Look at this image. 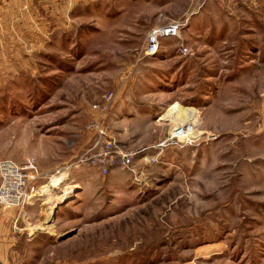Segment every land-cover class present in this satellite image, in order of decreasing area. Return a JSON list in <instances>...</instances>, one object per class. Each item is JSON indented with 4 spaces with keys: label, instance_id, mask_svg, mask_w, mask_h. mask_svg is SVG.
Wrapping results in <instances>:
<instances>
[{
    "label": "rangeland",
    "instance_id": "obj_1",
    "mask_svg": "<svg viewBox=\"0 0 264 264\" xmlns=\"http://www.w3.org/2000/svg\"><path fill=\"white\" fill-rule=\"evenodd\" d=\"M249 11L242 0H0V159L39 172L29 202L0 206L1 264H264V15ZM169 23L179 34L144 56L148 32ZM109 89L105 120L135 159L102 175L82 156L91 105ZM176 103L195 115L175 120Z\"/></svg>",
    "mask_w": 264,
    "mask_h": 264
},
{
    "label": "built area",
    "instance_id": "obj_2",
    "mask_svg": "<svg viewBox=\"0 0 264 264\" xmlns=\"http://www.w3.org/2000/svg\"><path fill=\"white\" fill-rule=\"evenodd\" d=\"M179 26L178 23H169L152 28L145 38L144 56L154 55L162 38L178 35ZM113 99L114 91L109 89L102 94V101L91 105L96 112V117L90 122V130L94 132V136L92 144L82 156L84 162L95 166L102 175L108 174L113 168H129L135 159V152L126 150L117 143L111 134L110 124L105 120ZM188 126L193 127L194 125L188 122L177 125L174 129L176 131L175 134L173 133L174 136L171 133V139L181 141L179 134L176 133L183 131ZM148 161L153 163L155 158H150ZM130 169L132 172L134 171L132 168ZM38 173L33 160L29 158L24 162L12 158L0 159V205L22 207L29 202V198L36 192L34 181L38 177Z\"/></svg>",
    "mask_w": 264,
    "mask_h": 264
},
{
    "label": "bare ground",
    "instance_id": "obj_3",
    "mask_svg": "<svg viewBox=\"0 0 264 264\" xmlns=\"http://www.w3.org/2000/svg\"><path fill=\"white\" fill-rule=\"evenodd\" d=\"M173 114H177L176 116L173 115ZM168 115L170 116H174L173 118L175 120H179V122H186V120L188 119V117H192L195 115L194 111H189L185 108H182L178 103H176L175 105L172 106V108L169 110L168 112ZM181 125V124H180ZM176 132V131H175ZM186 130L184 129L183 131L179 132V133H176V134H179L178 136L181 137L183 134H185ZM189 135V132H186V135ZM67 176V173L66 172H62L58 175H54L52 176V180L53 182H56L57 184H61L62 181L64 180V178H66ZM76 187V185L74 184H68L62 191V194L61 195H58L56 197H52L53 199H49V196L48 198L44 201V204H54V199L56 200H61L63 198H65L67 196L68 193H70V191H72V189ZM42 191L43 193L44 192H48L47 194H50V190L48 188V186H44L42 187ZM50 205V209L53 207V205L51 206ZM55 205V204H54Z\"/></svg>",
    "mask_w": 264,
    "mask_h": 264
},
{
    "label": "crops",
    "instance_id": "obj_4",
    "mask_svg": "<svg viewBox=\"0 0 264 264\" xmlns=\"http://www.w3.org/2000/svg\"><path fill=\"white\" fill-rule=\"evenodd\" d=\"M242 2H244L246 4V6L250 10L249 12L251 14L253 12H255V13L259 14V15L260 14L262 16L264 15V0H242ZM254 9H256V10H254ZM97 171L99 172L98 169H97ZM3 207H0V231H1L0 233L9 234V215H4ZM4 225H5V229H4ZM0 240H3V238L0 237Z\"/></svg>",
    "mask_w": 264,
    "mask_h": 264
}]
</instances>
